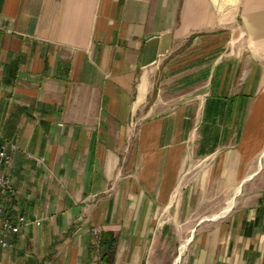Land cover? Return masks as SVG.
Masks as SVG:
<instances>
[{
	"label": "crops",
	"instance_id": "0c3cea01",
	"mask_svg": "<svg viewBox=\"0 0 264 264\" xmlns=\"http://www.w3.org/2000/svg\"><path fill=\"white\" fill-rule=\"evenodd\" d=\"M2 139L0 264H104L107 230L113 264H264V0H0ZM239 187L175 259L188 198Z\"/></svg>",
	"mask_w": 264,
	"mask_h": 264
},
{
	"label": "rangeland",
	"instance_id": "374dc122",
	"mask_svg": "<svg viewBox=\"0 0 264 264\" xmlns=\"http://www.w3.org/2000/svg\"><path fill=\"white\" fill-rule=\"evenodd\" d=\"M185 46L186 44H184L183 46H179L180 48L173 47L172 49H170L169 52L166 53V55L162 58L161 62L159 63L160 69H163V67L166 64L168 67L167 70L173 69L175 62L176 61L179 62L180 55L183 53L185 56L186 54ZM176 56L177 57L179 56L177 60L175 59ZM199 67H202V66L199 65ZM172 83H173V76L170 77V79L168 80V82H166V84L165 83L161 84L160 81L158 80L156 81V90L154 89V92H152V96H151L152 102L155 99L160 98V96H162L165 99V102L163 103L164 107L162 108V111L164 112L169 110L170 107L173 106V103L175 100L174 98L175 94L176 95L179 94L177 92H174V89L171 88V86L173 85ZM182 94L185 95L184 97H189V93L185 94V92H183ZM190 163L191 162L189 161L188 166H190L189 165ZM190 179H191V175L189 174L187 177V180H190ZM242 189H243L242 187L233 188V189H230V188L229 189L199 188L197 190V194H194L196 195V197L198 196V198H196L195 196H193L192 198H188V202L186 201L183 204V209H182L183 217L180 221L181 225L179 226V227H182L180 228V231L181 232L183 231V232L181 236L177 237L176 243L173 244V249L177 250V255L175 256V259L177 258V256L180 257V260L183 259L184 253L188 251V244L190 242H187V240L193 237L194 233L191 232V229L196 227V223L199 221L202 223H210L211 221H208L207 219L215 218L218 215H220L222 212L228 211L230 207L235 205V203L238 201V198L241 196ZM197 199H198V202L196 201ZM230 201H232L233 203V205L231 204V206H229ZM191 214L193 218L186 219L189 215L191 216Z\"/></svg>",
	"mask_w": 264,
	"mask_h": 264
},
{
	"label": "built area",
	"instance_id": "2783aa9c",
	"mask_svg": "<svg viewBox=\"0 0 264 264\" xmlns=\"http://www.w3.org/2000/svg\"><path fill=\"white\" fill-rule=\"evenodd\" d=\"M13 145V143H12ZM11 163V156L7 151V141L0 142V248L11 246L10 238L20 232L22 226L28 223L23 215H12L7 205V199L14 191V186L7 168ZM40 221L36 220L35 223Z\"/></svg>",
	"mask_w": 264,
	"mask_h": 264
},
{
	"label": "trees",
	"instance_id": "16d2710c",
	"mask_svg": "<svg viewBox=\"0 0 264 264\" xmlns=\"http://www.w3.org/2000/svg\"><path fill=\"white\" fill-rule=\"evenodd\" d=\"M117 237L110 231H103L99 238V253L104 264H113Z\"/></svg>",
	"mask_w": 264,
	"mask_h": 264
},
{
	"label": "bare ground",
	"instance_id": "6f19581e",
	"mask_svg": "<svg viewBox=\"0 0 264 264\" xmlns=\"http://www.w3.org/2000/svg\"><path fill=\"white\" fill-rule=\"evenodd\" d=\"M237 191H238V189H237ZM231 204H232V201L229 202V206H231Z\"/></svg>",
	"mask_w": 264,
	"mask_h": 264
}]
</instances>
